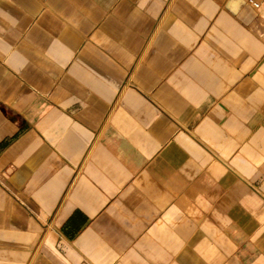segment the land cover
Returning a JSON list of instances; mask_svg holds the SVG:
<instances>
[{
  "label": "crops",
  "instance_id": "crops-1",
  "mask_svg": "<svg viewBox=\"0 0 264 264\" xmlns=\"http://www.w3.org/2000/svg\"><path fill=\"white\" fill-rule=\"evenodd\" d=\"M0 264H264V0H0Z\"/></svg>",
  "mask_w": 264,
  "mask_h": 264
},
{
  "label": "built area",
  "instance_id": "built-area-1",
  "mask_svg": "<svg viewBox=\"0 0 264 264\" xmlns=\"http://www.w3.org/2000/svg\"><path fill=\"white\" fill-rule=\"evenodd\" d=\"M247 2L253 9L257 10L261 6L263 0H247Z\"/></svg>",
  "mask_w": 264,
  "mask_h": 264
}]
</instances>
